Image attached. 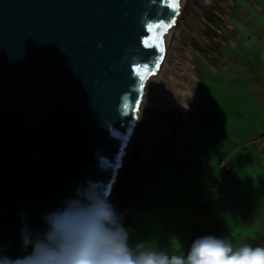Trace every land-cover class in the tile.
<instances>
[{
  "label": "water",
  "instance_id": "water-1",
  "mask_svg": "<svg viewBox=\"0 0 264 264\" xmlns=\"http://www.w3.org/2000/svg\"><path fill=\"white\" fill-rule=\"evenodd\" d=\"M172 3L0 0V255H26L22 228L42 234L78 183L110 189Z\"/></svg>",
  "mask_w": 264,
  "mask_h": 264
},
{
  "label": "rangeland",
  "instance_id": "rangeland-1",
  "mask_svg": "<svg viewBox=\"0 0 264 264\" xmlns=\"http://www.w3.org/2000/svg\"><path fill=\"white\" fill-rule=\"evenodd\" d=\"M161 57L110 198L130 243L264 246V0H184Z\"/></svg>",
  "mask_w": 264,
  "mask_h": 264
},
{
  "label": "clouds",
  "instance_id": "clouds-1",
  "mask_svg": "<svg viewBox=\"0 0 264 264\" xmlns=\"http://www.w3.org/2000/svg\"><path fill=\"white\" fill-rule=\"evenodd\" d=\"M110 195L98 182L78 183L59 207L43 214L42 234L34 238L26 224L22 228L26 255H0V264H264V246L234 247L211 234L195 238L186 253H170L146 240L132 244L133 229Z\"/></svg>",
  "mask_w": 264,
  "mask_h": 264
},
{
  "label": "bare ground",
  "instance_id": "bare-ground-1",
  "mask_svg": "<svg viewBox=\"0 0 264 264\" xmlns=\"http://www.w3.org/2000/svg\"><path fill=\"white\" fill-rule=\"evenodd\" d=\"M183 2H184V0H179V8L176 9V12H175V18H174V20H173L174 23L171 25V28H170V30H169L167 36H166L165 39H164V43H163V51H164V49H165L166 43L169 42V36H170L171 30L173 29V27H174V25H175V22H176L177 16H178L179 11H180V9H181V7H182V5H183ZM163 51H162V53H161V56H162V54H163ZM161 58H162V57H160V59H159V63H158V65H157L155 71L153 72L151 78L149 79V81H148V83H147V85H146V87H145V90H144V93H143V97H142V100H141V103H140L139 109H138V111H137V116H136V119H135V122H134V126H133V128H132V131H131V133H130V136H129V139H128V142H127L126 149H125L124 154H123V156H122V158H121V160H120V162H119V165H118V167H117L116 173H115V175H114L113 181H112L111 186H110V192H111L110 198H111V196H112V193H113V190H114V187H115V183H116V181H117V177H118V175H119V171H120V169H121V165H122L123 159H124V157H125V155H126V152H127L128 147H129V143H130V140H131V137H132V134H133L134 128H135V126H136V124H137V121H138V118H139V113H140V108H141V106H142V104L144 103V100H145V98H144V97H145V94H146V92H147V90H148V88H149V85H151V84H150L151 81L153 80V78H154V77L156 76V74H157V70H158V68H159V66H160ZM110 198H109V199H110Z\"/></svg>",
  "mask_w": 264,
  "mask_h": 264
},
{
  "label": "built area",
  "instance_id": "built-area-1",
  "mask_svg": "<svg viewBox=\"0 0 264 264\" xmlns=\"http://www.w3.org/2000/svg\"><path fill=\"white\" fill-rule=\"evenodd\" d=\"M252 145L260 155L264 156V132L258 134L252 140Z\"/></svg>",
  "mask_w": 264,
  "mask_h": 264
},
{
  "label": "crops",
  "instance_id": "crops-1",
  "mask_svg": "<svg viewBox=\"0 0 264 264\" xmlns=\"http://www.w3.org/2000/svg\"><path fill=\"white\" fill-rule=\"evenodd\" d=\"M193 98H190V104H191V106H192V103H194L195 104V100L193 99ZM254 124H256L257 126H258V129L259 130H255V131H253V132H258V133H260L261 131H264V130H262V127H264V118H260V119H257L256 121H255V123ZM229 179H231V177L229 178ZM232 180V179H231Z\"/></svg>",
  "mask_w": 264,
  "mask_h": 264
},
{
  "label": "snow or ice",
  "instance_id": "snow-or-ice-1",
  "mask_svg": "<svg viewBox=\"0 0 264 264\" xmlns=\"http://www.w3.org/2000/svg\"><path fill=\"white\" fill-rule=\"evenodd\" d=\"M171 7L173 9H178L179 8V0H174V3H172ZM173 23H174V21H173ZM168 27H171V24H169ZM160 50L163 51V48H161ZM141 79H143V78L141 77Z\"/></svg>",
  "mask_w": 264,
  "mask_h": 264
}]
</instances>
